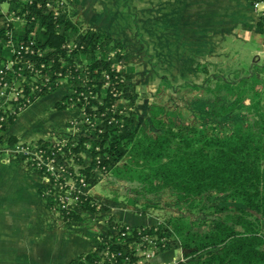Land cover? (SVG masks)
Returning a JSON list of instances; mask_svg holds the SVG:
<instances>
[{"label":"trees","instance_id":"trees-1","mask_svg":"<svg viewBox=\"0 0 264 264\" xmlns=\"http://www.w3.org/2000/svg\"><path fill=\"white\" fill-rule=\"evenodd\" d=\"M80 1L0 0V8L5 4L0 19L17 18L8 28L0 27V66L5 60L14 62L2 80L20 89L16 102L0 108V132L5 133L26 106L68 85L69 93L53 107L79 109L75 121L89 129L90 135L66 138L59 151L58 141L39 142L48 146L47 153L54 152L65 172L74 179L83 178L86 185L96 181L95 172L135 184L132 191L143 200L144 210L156 209L147 198L166 193L185 213L206 208L213 213L203 231L195 230L196 223L180 212L164 217L157 226L128 230L111 216L103 217L105 224L121 233L119 237L114 240L106 233L101 241L92 238L93 249L69 264H117L127 253L128 243L143 231L174 240L172 246L185 253L184 264H264V69L234 81L211 75L208 67L214 69L215 64L198 63L186 70L191 76H202L200 83H185L196 93L215 97L223 91L231 99L228 106L214 105L217 118L235 106L248 114L225 133L219 132L214 120L205 124L176 120L162 106L151 105L147 115L140 117L132 83L136 56L112 45L108 34L72 21L68 3ZM256 28L260 32L259 25ZM6 29L11 31L14 47L22 45L27 53L16 57L4 47ZM26 99L30 102L23 107ZM86 119L91 122L86 124ZM4 139L0 137V142ZM8 142L15 139L10 136ZM85 149L90 163L81 156ZM30 169L40 175L39 170ZM63 184L58 177L51 192ZM214 197L237 205H209ZM53 201L54 196L45 202L46 207L56 209L58 220L64 223L80 221L83 212L102 213L110 208L85 193L71 210ZM105 250L118 254L108 258L102 254Z\"/></svg>","mask_w":264,"mask_h":264},{"label":"crops","instance_id":"crops-1","mask_svg":"<svg viewBox=\"0 0 264 264\" xmlns=\"http://www.w3.org/2000/svg\"><path fill=\"white\" fill-rule=\"evenodd\" d=\"M241 3H243L242 6ZM104 4V0H81L79 4H73L71 8V3H68L69 17L73 19V15L77 14L82 18L83 28L88 27L87 29L99 33L105 32L103 30L107 29V10L101 8ZM146 5L153 7V13L147 17L148 44L152 45L155 42L161 46L164 53L158 59L160 66L170 64L179 69L192 70L198 63L214 64L216 55L220 58L227 54L229 57L228 46L224 41L233 29L232 21L229 18L227 20L229 7L230 14L232 15L236 10L243 26L260 40L259 52L263 50L261 33L256 28L257 15L248 0H146ZM2 9H5V4L2 5ZM119 19L123 20L122 17L117 18ZM0 20H3L0 27H4L5 17ZM91 20L96 23H92ZM117 27L123 30L121 21ZM168 53L177 56L170 58ZM252 63L255 64V59ZM193 77L198 78L200 75H193ZM49 95L38 98L22 110L4 136L6 138L11 136L16 141L24 143L59 141L70 137L73 129H69L68 121H75L79 116L80 111L77 108L64 109L58 113H65L63 116L65 120L57 133L54 129L38 131L15 129L19 115L39 99ZM63 96L60 93L52 100H59ZM87 156L90 159V156ZM85 160L88 159L85 158ZM41 187V176L31 170L24 161L20 159L0 161V264H69L78 255L93 249L92 238L97 239L98 236L106 233L116 234L115 227H109L103 220V223L98 224V228L89 230L83 226L84 220L95 216L96 213H82L83 217L80 221L60 222L56 212L48 209L42 200ZM132 215L134 214L122 211L116 215L109 212L108 216L114 217V221L129 227H154L161 221L159 220L158 224L157 221L144 222L133 218ZM98 221H101V218ZM92 230L95 231L92 233ZM78 234L89 239L86 247L82 243L84 240L77 237ZM163 254L168 258H161ZM184 254L180 248H167L157 254L153 264L172 262L173 259L184 257Z\"/></svg>","mask_w":264,"mask_h":264},{"label":"rangeland","instance_id":"rangeland-1","mask_svg":"<svg viewBox=\"0 0 264 264\" xmlns=\"http://www.w3.org/2000/svg\"><path fill=\"white\" fill-rule=\"evenodd\" d=\"M104 1L105 4L101 8L103 10L106 8L107 10V29H104L103 31L105 32L101 33L110 35L113 43L112 45H117L124 52L136 56V61L134 63L135 73L132 83L135 88L136 99L134 107L138 111V116L142 117L147 115V110L151 105L162 106L166 111L174 113L176 120H183L197 124H205L214 120L218 125L219 132L222 133L227 132L233 122L245 121L248 118L246 111L236 106L230 112L217 118L212 111L214 105H217L218 107L221 105L228 106L232 102L229 96L224 95L225 92L220 91L217 94V96H219L218 99H216L217 96L202 95V93L198 91L196 93L185 83L186 81L191 84L194 82L200 83L202 79L201 75V78H195L190 75V72L187 73L186 69H179L175 65L168 64V66L161 64L160 66L158 59L163 56L161 54H164L161 46L155 44V42L152 43V45L148 44L146 33L147 17L150 13H153V7H148L146 5V0ZM242 5L243 3H241V6ZM70 7L72 8L73 4H71ZM74 11H76V8H74ZM127 13H129L128 16ZM230 13L231 8L229 7L227 20L229 18L230 21H232L231 24L233 29L224 41L227 43L230 56L228 57L227 54H224V57L222 56L219 58L216 55L215 60L213 61L215 68H211V65H213L212 63H210L211 67L208 68L211 75H216L215 77L218 78L224 77L229 81H234L235 79L248 77L252 74L255 75L257 71L256 69H264V54L259 52L260 40L257 39L248 28L243 26L244 24L238 19L240 15L237 14V11L235 10L232 15ZM74 15H76L77 18ZM74 15L73 19H70L83 27L82 18L77 14ZM119 17H122L123 20H117ZM120 21L123 30H119L117 27ZM91 22L96 23L93 20H91ZM1 23H3V20H0V25ZM225 51H227L226 48ZM168 55L170 58L174 55L177 56L173 53H168ZM253 59H255V64L252 63ZM38 75H40V73H38ZM57 89L58 90L54 91L53 94H50L46 98L39 99L35 104L20 114L15 129H36L37 131L42 129H54V132L57 133V130L61 129L64 124L65 119L63 116H65V113L58 114L63 110H56L53 107L55 101L52 99L57 95H60V93L62 96L69 93V86L62 85ZM179 115L180 117H178ZM68 123L71 124L70 121H68ZM78 127H80V124ZM80 129L84 130L83 134L85 133L87 136L90 135L88 132L89 129ZM149 131L154 132V129L149 128ZM4 135L5 133L0 132V137H3V139L6 137ZM78 136L79 135L75 134L73 137ZM17 143L20 144L24 142L15 140V142L9 143L8 137L6 140L4 139L3 142H0V161L19 159L14 155L8 154L6 151L8 147ZM59 143L63 144L64 140L60 139ZM83 157L84 159H89L85 153H83ZM95 175L96 181L87 185L86 191H88L89 194L100 203L109 205L110 208L106 212L96 213L95 216L90 218L87 217L84 220L85 224L83 226L85 228L87 227L89 230H91V228H98V224L100 222L103 223L102 217L108 216L109 212H113V214L116 215L123 211L134 214L132 216L135 219H141L144 222L157 221V224L159 223V220L169 214L180 212L182 215L189 217L190 221L196 223L195 230L198 231H203L206 225L204 223H207L212 217L210 213H213V209L208 208L203 211L195 209L189 213H185L184 209L181 210L177 208V204H175L173 199L166 193L147 198L146 201L154 205L156 209L144 210L141 207L143 200L132 191L135 184L119 181L113 179L109 175H101L98 172H95ZM42 200L44 202L48 201L45 197H43ZM213 204L219 205L220 207L228 205L231 208H233L232 206L237 205L232 201L222 202L221 198L218 197H214L211 203H209V205ZM84 213L85 212H83V214ZM99 218H101V221H98ZM93 231L95 230H92L91 232L93 233ZM78 235L79 236L77 237L84 240L82 243L86 247L89 239L86 236ZM171 246L172 244L168 246V248H174ZM161 258H168V256L164 257L163 254Z\"/></svg>","mask_w":264,"mask_h":264},{"label":"built area","instance_id":"built-area-1","mask_svg":"<svg viewBox=\"0 0 264 264\" xmlns=\"http://www.w3.org/2000/svg\"><path fill=\"white\" fill-rule=\"evenodd\" d=\"M23 2H30V0H20ZM249 4L252 9L255 11L257 15V25L260 27V33L262 37L263 43V50L264 53V0H249ZM62 5V4H61ZM2 6V5H1ZM0 11L3 12V9L0 8ZM17 18L13 19L11 16H5L6 25L5 28H8V23L16 20ZM4 35L7 37V40L4 43V47L8 48L10 52L14 53L15 56L21 57V52L27 53V49H25L22 45H19L16 49L13 45V41L11 39V31L7 30L4 32ZM14 62L11 60H5L1 63L0 66V108L3 107L9 101L16 102L19 98L20 89L16 85H8L6 81L2 80L4 74L7 71L13 70ZM16 98V99H15ZM29 100L26 99L25 103H23V107L26 104H29ZM88 119L85 120V123H89ZM76 121H72L70 124L69 129H73L72 133H70L72 140L78 139L80 135L83 134V129L81 125ZM1 127V125H0ZM75 134L79 135L78 137H73ZM65 141V139H63ZM60 140L56 143L57 144V151L61 149L63 144L59 143ZM87 146L88 143H84ZM60 145V146H59ZM59 146V147H58ZM54 148V145L51 147ZM48 146L44 145L43 143L39 142H30V143H17L7 148V153L14 155L15 157L23 160L29 167L40 171V176L42 179V189L44 188L45 191L42 193V196L47 198L48 201L51 197L54 196V204H57L63 210H71L75 208L74 204L77 201V197L82 194H88L87 185L85 184L83 178L74 179L72 178L67 172H65L62 165H59L54 157V152L47 153ZM83 153L90 156V159L86 160L87 163L91 161L90 153L85 149L82 151L81 156ZM74 170L76 171V166H74ZM61 177L64 184L63 187L56 193H52L51 189L54 188L56 185V179ZM52 181V182H51ZM54 212L57 213V210L54 209ZM125 230H128L130 227L124 225ZM116 230L115 235H111V237L116 240L119 235ZM123 235V234H122ZM138 239L131 240L127 248V253L122 257L121 261L117 264H153L152 260L159 254L160 252L166 250L168 246L172 244L174 240L168 239L161 236H156L153 234L145 233V231L140 232L137 234ZM98 240H102L103 237H97ZM116 244V241L113 243ZM173 247V246H171ZM103 255L107 256L108 258H114L117 256L118 252H111L109 250H105ZM185 257H179L177 259H173L172 262H166L164 264H184Z\"/></svg>","mask_w":264,"mask_h":264}]
</instances>
